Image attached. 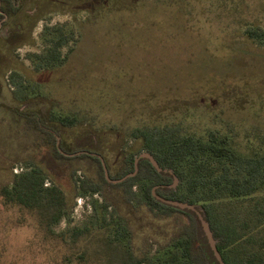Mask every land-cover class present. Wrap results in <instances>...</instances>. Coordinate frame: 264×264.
I'll list each match as a JSON object with an SVG mask.
<instances>
[{"label":"rangeland","instance_id":"1","mask_svg":"<svg viewBox=\"0 0 264 264\" xmlns=\"http://www.w3.org/2000/svg\"><path fill=\"white\" fill-rule=\"evenodd\" d=\"M16 3L14 15L0 7V264H104L80 258L85 248L93 254L95 239L74 246L59 236L83 226L95 233L93 202L109 203L106 217L128 229L124 243L136 255L152 261L167 255L182 239L187 217L128 202L116 186L82 194L84 182L99 183V165L57 159L55 141L70 156L81 149L97 153L114 177L131 168L125 160L138 145L135 128L179 126L196 138L215 132L246 156L264 154V42L247 34L264 31V0ZM61 37L69 40L63 65L37 71L40 60L29 55L47 53ZM15 71L24 77L21 90L12 84ZM58 116L78 122L64 126ZM36 167L48 178L44 188L56 184L67 202L51 232L36 212L1 196L15 169ZM139 191L137 184L133 192Z\"/></svg>","mask_w":264,"mask_h":264},{"label":"trees","instance_id":"2","mask_svg":"<svg viewBox=\"0 0 264 264\" xmlns=\"http://www.w3.org/2000/svg\"><path fill=\"white\" fill-rule=\"evenodd\" d=\"M0 1L4 5L3 12L11 15L17 12L18 0ZM247 34L264 42V31L249 30ZM68 42V38L61 37L47 53L30 54L29 58L40 60L36 70L63 65L66 56L62 55L61 49ZM10 76L12 84L21 90L23 75L15 71ZM26 97L22 92L20 98ZM34 119L43 131L39 116ZM56 119L64 126L78 122L77 116H58ZM131 137L138 141L137 147L125 160L126 167L129 165L131 168H125L115 177L109 174L103 158L97 153L81 149L70 156L57 146L56 141L53 153L57 159L90 158L99 165L100 181L90 186L84 182L81 186L84 195L98 193L103 184L111 185L121 188L128 202L144 203L152 212L164 216L177 212L184 214L189 222L183 230L182 239L172 251L156 261L150 260L147 254L138 256L127 242L124 243L128 229L120 220L106 217L110 216L107 212L109 203L98 206L93 202V218L99 223L95 233L94 226H83L68 228L59 234L74 246L83 238L87 243L93 241L91 238L95 239L93 254L85 248L80 258H96L104 264H219L197 214L165 202L173 200L195 205L201 211L225 264H264V154L246 156L232 146L227 136L210 132L207 138H196L183 135L179 126L172 125L135 128ZM85 139L91 140L93 136ZM144 152L155 158L162 171L159 172L147 158H141L136 163V158ZM175 177L179 181L176 187ZM47 179L41 167L14 174L11 186L1 189V196L6 204L36 212L41 225L51 232L53 226L67 214V202L56 184L44 188ZM137 184L140 185L138 193L133 192ZM196 244L198 252L195 251Z\"/></svg>","mask_w":264,"mask_h":264},{"label":"water","instance_id":"3","mask_svg":"<svg viewBox=\"0 0 264 264\" xmlns=\"http://www.w3.org/2000/svg\"><path fill=\"white\" fill-rule=\"evenodd\" d=\"M141 158H147L150 160V162L152 163V165L160 172L162 171V168L159 166L158 162L155 160V158L150 155L149 153H142L138 158H136V163H138L139 159ZM172 174L173 172L170 171ZM178 183V179L175 177V185ZM167 204L171 205V206H175L178 207L182 210H191L193 212H195L200 220L202 229L208 239L209 245L214 253V256L216 258V260L219 262V264H225V262L222 259L221 254L219 253L217 246H216V240L213 237V233L210 229V226L208 224V222L204 219V216L201 214V211L195 206V205H191L189 203L186 202H179V201H173V200H169V201H165Z\"/></svg>","mask_w":264,"mask_h":264},{"label":"built area","instance_id":"4","mask_svg":"<svg viewBox=\"0 0 264 264\" xmlns=\"http://www.w3.org/2000/svg\"><path fill=\"white\" fill-rule=\"evenodd\" d=\"M18 173H20V172L18 171V169H15V174H18Z\"/></svg>","mask_w":264,"mask_h":264},{"label":"crops","instance_id":"5","mask_svg":"<svg viewBox=\"0 0 264 264\" xmlns=\"http://www.w3.org/2000/svg\"><path fill=\"white\" fill-rule=\"evenodd\" d=\"M4 5L1 3V1H0V7L2 8ZM17 72V71H16ZM20 73V72H19Z\"/></svg>","mask_w":264,"mask_h":264},{"label":"flooded vegetation","instance_id":"6","mask_svg":"<svg viewBox=\"0 0 264 264\" xmlns=\"http://www.w3.org/2000/svg\"><path fill=\"white\" fill-rule=\"evenodd\" d=\"M1 19V18H0ZM1 21V20H0Z\"/></svg>","mask_w":264,"mask_h":264}]
</instances>
